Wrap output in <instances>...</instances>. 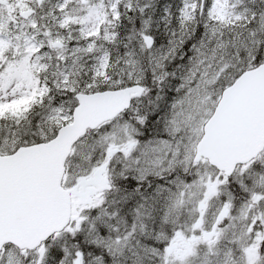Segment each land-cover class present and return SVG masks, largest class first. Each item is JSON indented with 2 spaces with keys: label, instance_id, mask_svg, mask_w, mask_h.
Masks as SVG:
<instances>
[{
  "label": "snow or ice",
  "instance_id": "snow-or-ice-1",
  "mask_svg": "<svg viewBox=\"0 0 264 264\" xmlns=\"http://www.w3.org/2000/svg\"><path fill=\"white\" fill-rule=\"evenodd\" d=\"M0 264H264V0H0Z\"/></svg>",
  "mask_w": 264,
  "mask_h": 264
}]
</instances>
